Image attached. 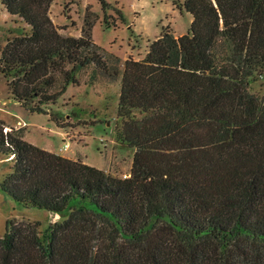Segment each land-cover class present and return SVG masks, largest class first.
<instances>
[{
    "label": "trees",
    "instance_id": "obj_1",
    "mask_svg": "<svg viewBox=\"0 0 264 264\" xmlns=\"http://www.w3.org/2000/svg\"><path fill=\"white\" fill-rule=\"evenodd\" d=\"M53 2L3 0L31 31L7 40L0 70L16 100L59 123L46 104L77 72L116 77L122 58L96 42L90 6L79 36L62 32ZM178 5L189 31L163 27L124 62L117 137L135 150L130 175L42 148L0 118V152L14 159L0 187L64 216L45 231L9 218L0 264H264V98L249 84L264 71V0Z\"/></svg>",
    "mask_w": 264,
    "mask_h": 264
},
{
    "label": "rangeland",
    "instance_id": "obj_2",
    "mask_svg": "<svg viewBox=\"0 0 264 264\" xmlns=\"http://www.w3.org/2000/svg\"><path fill=\"white\" fill-rule=\"evenodd\" d=\"M108 1L112 4L104 9L100 0H54L51 11L56 23L67 25L63 33L80 36L90 6L93 16L98 18L93 27L96 42L121 56V74L113 77L96 69L94 64L79 70V84L70 83L57 102L46 104V108L59 117V123L66 125L59 126L48 113L31 112L16 100L10 92L7 77L0 70V118L5 119L10 128L21 127L24 138L42 148L83 158L113 175L125 177V173L130 175L135 152L117 137L121 124L117 112L125 59L130 55L137 59L145 57L163 27L172 32H188L193 15L178 5L184 0ZM2 2L0 0V56L9 38L31 31V26L19 15L8 12ZM110 59L113 65L116 64L114 57ZM249 84L252 92L264 98V71L257 73ZM20 119L26 124L19 123ZM68 140L71 144L64 148ZM13 162L12 156L0 152V181L11 171ZM54 216V211L24 206L0 187V235L7 232L9 218L39 220L42 222L40 229L45 231ZM63 217L57 216L56 221Z\"/></svg>",
    "mask_w": 264,
    "mask_h": 264
},
{
    "label": "crops",
    "instance_id": "obj_3",
    "mask_svg": "<svg viewBox=\"0 0 264 264\" xmlns=\"http://www.w3.org/2000/svg\"><path fill=\"white\" fill-rule=\"evenodd\" d=\"M174 32L176 33V35H180V34L185 33V32L178 33V32H176L175 30H174ZM186 33H187V32H186ZM160 35H161V33H160L158 36H160ZM18 127H19V126H18ZM53 151H55V150H53ZM57 152H58V151H57ZM58 153L63 154V155H66V156L74 157L73 155H70V154L65 153V152H58ZM132 165H133V164H132ZM57 216H60V214L55 213V216H54L53 221L56 220V217H57Z\"/></svg>",
    "mask_w": 264,
    "mask_h": 264
},
{
    "label": "built area",
    "instance_id": "obj_4",
    "mask_svg": "<svg viewBox=\"0 0 264 264\" xmlns=\"http://www.w3.org/2000/svg\"><path fill=\"white\" fill-rule=\"evenodd\" d=\"M19 123H21V124H23V125L26 124V122H23L22 119L19 120ZM5 129H6V130H9V129H11V128L7 126V127H5ZM70 144H71V142H70V140H68V141L66 142L64 148H67L68 146H70ZM128 175H129L128 173H125V177L128 176Z\"/></svg>",
    "mask_w": 264,
    "mask_h": 264
}]
</instances>
